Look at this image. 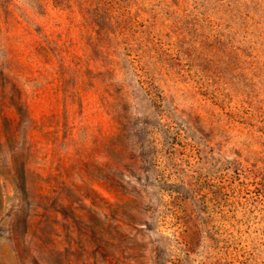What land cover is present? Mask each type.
<instances>
[{
  "label": "rangeland",
  "instance_id": "1",
  "mask_svg": "<svg viewBox=\"0 0 264 264\" xmlns=\"http://www.w3.org/2000/svg\"><path fill=\"white\" fill-rule=\"evenodd\" d=\"M0 264H264V0H0Z\"/></svg>",
  "mask_w": 264,
  "mask_h": 264
}]
</instances>
